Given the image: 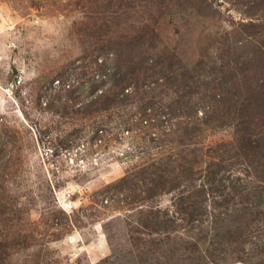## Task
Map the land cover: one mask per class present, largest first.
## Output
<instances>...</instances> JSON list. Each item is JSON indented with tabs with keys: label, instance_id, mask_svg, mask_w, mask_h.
Wrapping results in <instances>:
<instances>
[{
	"label": "rangeland",
	"instance_id": "rangeland-1",
	"mask_svg": "<svg viewBox=\"0 0 264 264\" xmlns=\"http://www.w3.org/2000/svg\"><path fill=\"white\" fill-rule=\"evenodd\" d=\"M0 264H264V0H0Z\"/></svg>",
	"mask_w": 264,
	"mask_h": 264
},
{
	"label": "trees",
	"instance_id": "trees-1",
	"mask_svg": "<svg viewBox=\"0 0 264 264\" xmlns=\"http://www.w3.org/2000/svg\"><path fill=\"white\" fill-rule=\"evenodd\" d=\"M254 146V145H253Z\"/></svg>",
	"mask_w": 264,
	"mask_h": 264
}]
</instances>
